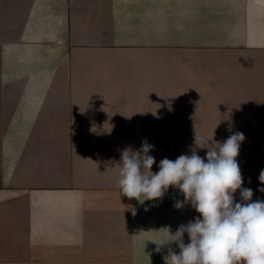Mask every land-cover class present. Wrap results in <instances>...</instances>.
<instances>
[{"label": "crops", "instance_id": "obj_1", "mask_svg": "<svg viewBox=\"0 0 264 264\" xmlns=\"http://www.w3.org/2000/svg\"><path fill=\"white\" fill-rule=\"evenodd\" d=\"M234 132L264 200V0H0V264H165L199 213L122 196L121 151Z\"/></svg>", "mask_w": 264, "mask_h": 264}, {"label": "clouds", "instance_id": "obj_2", "mask_svg": "<svg viewBox=\"0 0 264 264\" xmlns=\"http://www.w3.org/2000/svg\"><path fill=\"white\" fill-rule=\"evenodd\" d=\"M244 140L241 132L232 133L223 142L195 136L196 145L197 141L207 145L204 157L195 150L175 160L165 157L156 172L152 170L156 159L149 154L154 146L146 139L138 150L121 151L122 196L144 204L162 201L173 188L183 196L175 201L176 209L190 205L199 213L175 232L170 226L163 228V243L157 245V251L168 247L165 264H264V200L253 201V190L242 187L237 157ZM258 179L264 185V170ZM237 190L240 202L235 200ZM258 190L264 192V187ZM173 244L178 253L171 248Z\"/></svg>", "mask_w": 264, "mask_h": 264}, {"label": "rangeland", "instance_id": "obj_3", "mask_svg": "<svg viewBox=\"0 0 264 264\" xmlns=\"http://www.w3.org/2000/svg\"><path fill=\"white\" fill-rule=\"evenodd\" d=\"M203 147H207V145H162L161 146V159L167 157L170 160H175L178 156L182 154L190 155L192 150L197 151L198 155H200L201 157H204L206 155L207 149ZM241 149L245 151H242ZM263 153H264V146H262L256 151V157ZM247 157H248L247 146H241L240 153H239V156L237 157V160L240 162V160L247 159ZM247 160H244V161H247ZM245 165L246 164L241 165L243 169L248 168Z\"/></svg>", "mask_w": 264, "mask_h": 264}]
</instances>
